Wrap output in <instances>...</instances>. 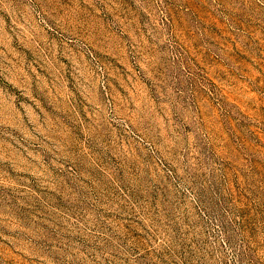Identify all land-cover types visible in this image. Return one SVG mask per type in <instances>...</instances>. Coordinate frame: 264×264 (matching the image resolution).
I'll list each match as a JSON object with an SVG mask.
<instances>
[{
	"label": "rangeland",
	"instance_id": "1",
	"mask_svg": "<svg viewBox=\"0 0 264 264\" xmlns=\"http://www.w3.org/2000/svg\"><path fill=\"white\" fill-rule=\"evenodd\" d=\"M0 264H264V0H0Z\"/></svg>",
	"mask_w": 264,
	"mask_h": 264
}]
</instances>
